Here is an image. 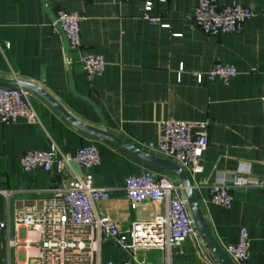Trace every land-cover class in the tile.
Returning a JSON list of instances; mask_svg holds the SVG:
<instances>
[{
	"label": "crops",
	"instance_id": "crops-1",
	"mask_svg": "<svg viewBox=\"0 0 264 264\" xmlns=\"http://www.w3.org/2000/svg\"><path fill=\"white\" fill-rule=\"evenodd\" d=\"M219 2H237L253 11L255 16L242 34L205 35L191 30L185 16L198 0H156L152 15L161 17L169 28L142 19L141 0H0V86L32 84L81 123L145 155L176 164L149 147L158 143L161 123L209 122L203 172L195 179L186 173L218 243L236 244L240 229L246 228L251 242L248 264H264V189L234 190L230 211L205 200L206 188L218 174L233 178L241 165L250 170L252 178L264 179V0ZM58 10L83 16V51L103 55L106 61L100 78L88 81L77 52L70 53L67 63L66 38L53 25ZM216 63L237 68L238 76L230 86L208 80L207 73ZM196 73L202 74L201 82ZM31 94L40 121L21 119L0 125V223L10 222V234L0 230V264L34 261L38 247L30 243L38 242L39 234L28 229L16 232L15 215L27 206L43 208L54 198L55 190L78 175L71 166L74 161L61 163L62 156L72 159L78 149L92 143L98 145L101 158L91 172L94 186L112 189L110 199L97 204L100 217L115 221L130 243L133 222L164 214V204L133 207L123 188L128 177L145 171L182 186L174 171L122 144L79 130L43 98ZM52 142L60 154L51 171L21 169L19 159L25 152L47 151ZM15 241L18 246L11 244ZM198 243L189 239L182 248L189 256L178 257L173 252L171 263L221 264L208 245L199 253ZM133 257L146 264L167 263L165 251L124 250L113 240L100 246L102 264Z\"/></svg>",
	"mask_w": 264,
	"mask_h": 264
},
{
	"label": "built area",
	"instance_id": "built-area-1",
	"mask_svg": "<svg viewBox=\"0 0 264 264\" xmlns=\"http://www.w3.org/2000/svg\"><path fill=\"white\" fill-rule=\"evenodd\" d=\"M119 2L127 0H117ZM143 2L141 18L152 25L169 28L163 19L152 15L156 0ZM164 1V0H161ZM255 14L248 7L233 2L221 5L219 0H198L195 9L185 16L191 30H199L205 35H239L245 24ZM83 16L78 12L58 10L53 25L64 34L68 52H77L81 67L89 82L100 78L105 71L103 55L83 51L81 22ZM1 25V17H0ZM67 55V63L70 64ZM238 76L234 65L216 63L207 73L210 83L228 87ZM198 82L202 74L196 73ZM31 92L20 87L0 86V125L9 126L19 120L39 122V115L31 102ZM264 103V97L262 98ZM209 145V122L207 121H164L160 125L158 143L149 147L163 157L177 162L194 179L203 172V157ZM60 150L55 142L47 151H27L20 157L24 172L35 170L51 171ZM73 160L85 172L66 180L64 187L55 190V197L46 201L43 208L27 206L16 213L14 230L28 229L39 234L38 255L33 262L25 264H102L100 246L104 241L113 240L122 249H156L167 253V263L172 264L174 256L187 257L189 253L183 246L189 239L197 240L199 253H203L207 243L195 224L182 186L176 185L166 177L152 171L133 175L125 180L124 191L133 207L144 203L165 205L164 214L147 221L133 222L130 243L121 235L119 225L107 218L100 217L97 204L108 201L112 189L94 186L92 171L101 164L97 144H90L75 152L72 159L62 156L61 163L70 165ZM196 189H200L196 187ZM236 189H264V179L251 177L250 170L241 165L237 175L228 178L220 173L206 190V201L224 211H230ZM9 192L6 195L9 197ZM0 230L10 234V222H1ZM18 246V241L11 242ZM234 264H248L251 242L246 228L239 231L234 245L221 246ZM197 252V253H198ZM104 264H146L137 258Z\"/></svg>",
	"mask_w": 264,
	"mask_h": 264
},
{
	"label": "water",
	"instance_id": "water-1",
	"mask_svg": "<svg viewBox=\"0 0 264 264\" xmlns=\"http://www.w3.org/2000/svg\"><path fill=\"white\" fill-rule=\"evenodd\" d=\"M66 50H67L68 59L70 61V54L68 52L67 41H66ZM19 86L22 89H25V90L30 91V92H34L37 95H39L55 111H57L62 117H64V119L66 121H68L70 124L74 125L79 130H81L85 133H88L92 136L101 138V139L114 141V142H117L119 144H122L123 146L130 148L132 151H134L138 155L144 157L145 159L153 161L154 163H157L159 165L168 167L169 169L174 171L180 179V182H181L182 188L184 190L185 197L188 201L190 210L192 212L195 224H196L197 229L200 232L202 238L205 240L208 247L210 248L212 253L216 256V258L218 259V261L221 264H234L232 262V260L228 257V255L225 253V251L223 250L221 245L218 243V241L216 240L214 235L212 234L208 224L205 221L203 213L201 211V208H200L198 199L196 197L194 188L191 184V181H190L186 171H184L178 164L170 162V161L162 160V159H156V158L150 157L148 155H145V154L141 153L140 151H138L137 149H135L134 147L128 145L127 143H124V142L112 137L107 132L92 128L86 124L81 123L80 121L76 120L71 115H69L50 95H48L42 89H40V88H38L32 84L22 82L19 84ZM71 166L75 169L76 173L79 176L82 175V171L80 170V168L77 165H75L74 162H71Z\"/></svg>",
	"mask_w": 264,
	"mask_h": 264
}]
</instances>
